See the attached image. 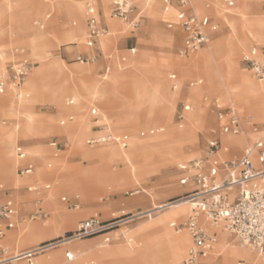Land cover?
Wrapping results in <instances>:
<instances>
[{"label":"rangeland","instance_id":"374dc122","mask_svg":"<svg viewBox=\"0 0 264 264\" xmlns=\"http://www.w3.org/2000/svg\"><path fill=\"white\" fill-rule=\"evenodd\" d=\"M26 1L27 4L18 3V11L13 18L2 4L4 1L0 2V80L8 79L7 65L21 56L35 64L21 86L10 85L5 94H0V98H8L5 105L0 104V185L6 190V195H11L15 200L19 210L15 219L16 228L8 231L1 242L0 259L10 257L6 259L9 260L22 250L50 244L56 246L41 254H52L60 249L58 247L70 242L81 243L92 239L89 242L93 245L95 238L97 246H83L73 252L64 248L58 264H103L100 261L110 260H114V264H161L159 248L165 251L164 248L168 247L169 234L189 236L187 230L180 225L188 217L190 205L184 207L187 210L183 220L175 222L171 217L179 208L170 209L167 205L184 200L181 196L190 190L184 183L180 167L204 156L209 142L220 136V124L216 111L211 106L212 102L218 100L222 107L233 104L244 114L252 115L259 124H262L264 115L262 108L258 113L257 104L259 103L260 108L263 101L261 98L257 100L239 95L235 83L223 81L220 75L209 80L203 68L189 66L191 73L183 74L179 69L167 68L163 64L170 59L191 60L200 53L215 50V41L217 43L218 39L229 38L234 33L231 23L243 0H235L232 9H227L224 0H214L216 6L213 1L196 0L200 18L206 13V1H209L207 5L210 8L216 7V13H209L205 21L207 26L215 21L219 27L212 35L208 47L189 54L184 51L185 35L182 28H168L166 24V19L174 18L177 14L174 8L168 12L161 9L160 17L151 20L147 17V8L143 4L145 2L133 0L132 15L138 17L140 14V24L133 29L129 22L116 18L107 20L102 3V23L109 27L107 23L111 21L121 25L122 29L119 37L110 44L109 40L113 36L110 27L104 37H89L85 24L84 0H41L32 4L33 0ZM248 3L251 8L250 16L264 17V0H250ZM74 5L77 8L70 14L69 7ZM162 6L161 3V8ZM222 15L230 18L226 20ZM80 21H83L85 32L76 42L83 44V49H79L74 42L69 44L62 37L75 27V22L79 24ZM243 34L246 44L235 57L236 64L238 66L239 61L241 71L251 81L264 84L252 75L243 62L244 55L253 44L264 43V30L261 37L256 31L251 33L245 30ZM33 40H37L34 45ZM131 49L135 51L132 52ZM79 56L84 62L78 61ZM123 58L125 61H122ZM54 62L62 69L40 73L39 69L43 65ZM135 65L145 70L160 69L165 82V106H158L162 102L150 101V93L146 87L136 91L137 83L150 85L152 80L134 71ZM78 66L83 67V70L75 72L73 68ZM107 68L110 69L109 72H106ZM172 74H176L179 81V88L176 90L172 88ZM56 87L62 90L68 88V91L56 99L53 96ZM178 93V97L171 99V96H177ZM134 98L137 99L135 109L141 113V120L151 115L150 119L145 123L117 125L119 120L133 117L126 114V103L133 102ZM71 100L74 101L72 105L69 104ZM246 100L247 104L244 102ZM184 103L191 105V111L186 113L184 119H179L178 113ZM95 108L100 111L101 117L98 120L92 114ZM200 110L203 112H200L202 122L197 127L194 122L195 114ZM165 111L171 114L168 121L161 120ZM31 116L34 117L30 123L33 131L23 133V124ZM189 118L194 126L192 134L167 135L169 130L176 132ZM11 132H16L15 139H11ZM107 133L113 134L117 142L94 147L87 145L89 138ZM257 136L254 129L249 127L246 135L239 137L243 142L236 154L240 156L246 145L254 142ZM222 139L224 141V137ZM230 141L231 139H226L224 142L231 146ZM121 142H125L126 146L123 147ZM107 148H110L109 154L100 160L84 156L87 150ZM174 149L183 150L185 154L179 158ZM20 152H25L34 163L33 178L16 176L15 179L6 181L3 176L9 160L15 154L18 160ZM223 157L228 155L223 154ZM48 163L50 168L46 167ZM43 169L47 171L44 178ZM32 184L37 186V192L26 189ZM63 198L68 201H63ZM4 199L5 193L0 191V203ZM51 202H55V206H51ZM161 206L164 208L148 216L147 213ZM38 211L47 216L36 217ZM58 212L62 223L74 224L60 228V225L53 223ZM89 218L105 222L109 226V234L84 239L72 238V233L80 223ZM174 223L177 227L172 226ZM208 228L213 231V227ZM108 236L111 237V242L104 243ZM217 237L219 242L221 237ZM69 239L71 241L67 242ZM150 241H154L158 248L147 251L146 246ZM228 241L229 249H245L258 261L251 263L240 258L231 264H264L262 253L243 246L230 235ZM190 245L191 243L185 249L184 256ZM119 248L123 250L120 252ZM94 250H99L98 254ZM69 252L75 254L73 261L66 257ZM212 252L202 264H216L213 263ZM216 256L224 257L221 252L216 253ZM36 258L35 263L41 264L42 257ZM184 258L180 261L170 260L167 264H182ZM23 262L25 261L21 260L10 264Z\"/></svg>","mask_w":264,"mask_h":264},{"label":"built area","instance_id":"2783aa9c","mask_svg":"<svg viewBox=\"0 0 264 264\" xmlns=\"http://www.w3.org/2000/svg\"><path fill=\"white\" fill-rule=\"evenodd\" d=\"M109 1L114 18L129 22L135 29L139 26L140 21L132 19L133 0ZM193 2L194 0H162L166 12L175 5L178 8L175 20L168 21L167 25L169 28L175 26L182 28L186 35L185 52L187 53L208 47L212 40L210 31L217 30L216 25L207 27V23L195 11ZM224 2L229 8L235 6V0H224ZM87 13L90 38L104 36L108 31L101 25L98 11L92 3H88ZM78 61L84 62V59L79 57ZM243 62L256 79L264 82V43L252 47L244 55ZM33 68L34 63L24 56L10 62L6 67L8 79L0 80V93H3L10 85L21 86ZM171 79L174 81L173 88L176 90L178 88L176 76H171ZM211 106L216 111V117L220 123V136L209 142L204 156L195 158L180 167L184 183L192 186L190 192L181 196V199H187L190 203V212L180 226L187 230L192 241L182 264H202L214 249L217 242L216 234L209 232L205 224L221 227L243 246L264 255V123L262 130L255 129V133L258 134L255 141L246 145L241 156H236L233 148L228 146L222 138L246 135L249 127L256 126L255 120L252 115L244 114L233 104L222 107L218 100H214ZM190 111L191 106L183 104L178 114L179 119H184L186 113ZM114 141H116L114 136L107 135L90 139L87 143L89 146H95ZM121 145L125 147L126 143L122 142ZM223 154H227L228 157H223ZM26 157L24 152L19 153L20 160H25ZM34 171V166L28 164L20 169V175L29 177L34 174ZM37 190V187H28L29 192ZM63 201H67V198ZM35 215L40 218L47 216L44 212H38ZM16 216L17 208L12 198L0 204V239L4 237L6 230L16 228ZM172 226L177 227L176 223ZM108 234L109 226L105 222L98 218H91L80 223L79 228L72 233V238L84 239ZM104 242L110 243L111 237H106ZM40 250L27 251L19 257L0 264H10L14 259L35 264L34 259ZM67 259L73 261V255L68 253Z\"/></svg>","mask_w":264,"mask_h":264},{"label":"bare ground","instance_id":"6f19581e","mask_svg":"<svg viewBox=\"0 0 264 264\" xmlns=\"http://www.w3.org/2000/svg\"><path fill=\"white\" fill-rule=\"evenodd\" d=\"M154 2H155L156 8L158 9V14L161 15V9L163 10V7L161 8V5L158 0H154ZM248 12L249 11L246 5V0H243L242 5L237 10V14L235 15L233 23H231L234 29V33L230 35L229 38H226V37L221 38L218 41V43L215 45V50L200 53L197 57L191 60H187L185 61V63L188 66H195L196 68L205 69L206 71L205 76H207L209 80H214L216 75H220L223 81H227L232 84L235 83V85L237 86L236 92H239L240 93L239 95L241 96L243 95L244 97L257 98V100L261 98L260 100H263V101H262L260 108H259V103L257 104L258 113H260L261 111L260 109L261 108L264 109V84H257L251 81L243 72L239 70L236 64V60H235V57L241 51V48L246 44V39H245V35L243 34V31L246 30L251 33L252 31H256L257 35H260L259 30H264V17L255 16L253 18H249ZM108 18L109 20H111L110 15H108ZM110 23H111V29L114 34L116 31L119 30L118 29L119 25L111 21ZM109 42L111 43V40H109ZM10 90L13 91L12 88H10ZM244 102L245 104L248 103L247 100ZM199 112L203 114L202 110H200ZM170 119H171V114H169V111H165L162 115L161 120L168 121ZM192 123L193 122H191L190 118L187 119V121H185L183 125L177 129V131L175 132V135H182V134L188 135V133L192 134L193 129H194V126ZM230 144H231L230 147H241L242 142L239 139H231ZM174 150H175L176 156H178L177 154H179L180 156L179 158H181L183 154H185L183 150H179V149H174ZM109 152H110V148L92 150V151L87 150L84 153V156L89 159L100 160L104 158L105 156H107ZM15 155L9 160L8 168L4 172L3 177L6 181L13 180L16 178V176H18L16 172L18 160L16 159ZM46 167L50 168L49 163L46 164ZM46 176H47V171L43 169V178ZM188 205H190V203L187 201V199L172 202L167 205V207H169L170 209L179 208L177 211L173 212V215H172L173 217H171L174 222L179 221L183 218L187 210L184 207L185 206L187 207ZM161 208H164V206L157 207V209H155L154 211L147 213L148 216H152L154 213L159 212ZM208 227L205 226V228L209 232H211L210 228ZM213 232H217L218 236L221 237L220 243L219 244L217 243V245H215V251L217 254L221 252L224 255L223 264H231L234 260H237L240 258L247 259V261H250L251 263L258 262L245 249H239L236 247H232L231 250H226V248L230 247V242L228 241L229 234L224 232L221 229V227H213ZM69 241H71V239H69L67 242ZM167 241H168L167 243L168 247L164 248L165 251L159 248V250H161V254H160L161 264H167V262H169L170 260L180 261L181 259H183L185 257L184 256L185 249L187 248L188 244L191 243L190 237L186 234L175 235L171 233L169 234ZM52 246H56V244H50L46 246L45 249L48 250ZM146 247H147V251L152 250L153 248H158V246H156L154 241L148 242ZM39 249L40 248L33 249V250H39ZM42 250H44V248H41L39 252H41ZM23 254L25 253L21 252L17 254L16 256H14L13 258L19 257ZM16 260L17 259L12 260V263L19 262Z\"/></svg>","mask_w":264,"mask_h":264},{"label":"crops","instance_id":"0c3cea01","mask_svg":"<svg viewBox=\"0 0 264 264\" xmlns=\"http://www.w3.org/2000/svg\"><path fill=\"white\" fill-rule=\"evenodd\" d=\"M4 1V2H3ZM41 0H37V1H35V0H33L32 2H31V4L32 3H34V2H40ZM107 0H84V3H85V24H86V28H87V32H88V34H89V28H88V18H89V16H88V13H87V5H88V3H92L95 7H96V9H97V11H98V14H99V19H100V22H101V25L104 27V28H106L107 30H109V27H110V29H111V23H110V21H108V25H109V27L108 26H105L103 23H102V19H101V13H102V10H103V6H102V3H104V8H105V12H106V18H107V20H109V18H108V15L110 14V17L111 18H114L113 16H112V14H111V5H110V1H108V3L106 2ZM145 3H143L144 5H145V7L147 8V17L149 18V19H151V20H156L157 18H159L160 17V15L158 14V9L156 8V6H155V2H154V0H143ZM161 1V2H160ZM195 1V5H194V2H193V5H194V8H195V11L197 12V4H196V0H194ZM209 1H213L214 2V4H215V6H216V1H214V0H209ZM209 1H206L205 2V8H206V13H205V15H204V17H201V19L203 20V21H205V20H207V18L209 17V13H216V7L214 8V9H212V8H210L208 5H207V3L209 2ZM250 0H246V5H247V8H248V16H249V18H253V16L252 17H250V12H251V8H250V5H249V2ZM259 2H262L263 0H258ZM0 2H3L2 4L3 5H5L6 6V8H7V13L9 14V15H11L12 16V18L14 17V15H16V13H17V11H18V9L16 8L17 7V5H18V3L19 4H21V3H23V4H27V1L26 0H0ZM159 3H160V5H161V3H162V0H159ZM163 4V3H162ZM249 5V6H248ZM226 6V5H225ZM163 7V6H162ZM227 7V6H226ZM72 8V9H71ZM76 6L74 5V6H70L69 7V13L71 14V11L73 10V9H75L76 10ZM134 8V7H133ZM227 9H232V8H229V7H227ZM173 10H176L177 12H178V8L176 7V5H175V7H174V9ZM109 11V12H108ZM228 11V10H227ZM163 12H164V7H163ZM7 14V15H8ZM198 14V13H197ZM177 15V14H176ZM176 15H175V17H176ZM199 15V14H198ZM222 16H224V18L227 20L228 18H230V16H225V15H222ZM175 17L174 18H168V19H166V24H167V22L168 21H172V20H175ZM200 17V16H199ZM132 19H137V20H139L140 21V14H139V16L138 17H134L133 15H132ZM206 22V21H205ZM83 24V21H80V23L79 24H77L76 22L74 23V26L75 27H73L68 33H66V34H64L62 37H63V39H65L66 41H69V44H72L73 42H74V44H78V42H76V41H78V39L80 38V37H82L83 36V34H84V32H85V27H83L84 26V24ZM212 25H216L217 26V30L216 31H210V35H211V39H212V35L214 34V33H216L217 31H218V27H219V24L217 23V22H215V21H212L211 22V24L209 25V26H207L208 28L210 27V26H212ZM132 26V25H131ZM168 26V25H167ZM133 27V26H132ZM121 28V25L119 26V30L118 31H116L114 34H113V36H112V38H111V43L110 44H112V43H114L115 42V40L119 37V35L121 34V32H122V29H120ZM169 28V27H168ZM133 29H135V28H133ZM259 34L260 35H258V36H260L261 37V34H262V32H263V30H259ZM183 33H184V31H183ZM109 34V33H108ZM184 35H185V33H184ZM106 36V35H105ZM90 37V36H89ZM104 37V36H103ZM100 38V37H99ZM185 38H186V35H185ZM93 39V38H92ZM94 39H98V38H94ZM218 41H219V39H218ZM37 42V40H33L32 41V44L34 45L35 43ZM218 43V42H217ZM216 43V41L213 43V45H216L217 44ZM256 45H262L261 43H255V44H253V46L252 47H254V46H256ZM78 48L79 49H83L84 48V46H83V44H78ZM131 51L133 52V51H135V49H131ZM184 51H185V41H184ZM1 52H2V49L0 48V56H1ZM189 54V53H188ZM79 57H81V56H79ZM78 57V58H79ZM122 61H125V59L123 58V60ZM35 65V64H34ZM164 65V67H167V68H177V69H179L183 74H190L191 73V71H190V67L185 63V60H174V59H170V60H167V61H165V63L163 64ZM247 66V65H246ZM238 68H239V70L241 71V69H240V66H239V61H238ZM247 68H248V66H247ZM54 69H57V70H59V69H62V67L61 66H59V65H57L55 62L54 63H52V64H49V65H43L39 70H40V73L41 72H44V71H47V72H51V71H53ZM249 69V68H248ZM73 70L75 71V72H80V71H82L83 70V67H81V66H78V67H74L73 68ZM250 70V69H249ZM110 71V69L109 68H107L106 69V72H109ZM134 71H136V72H138V74H140V76H147L149 79H151L152 80V82H151V84L150 85H147V84H144V85H142V84H138L137 83V85H135V88H136V91L138 92L140 89H143L144 87H146L147 88V90H149V93H150V101H153V102H155V101H158V102H162L161 103V105H158V106H165L166 105V101H167V98H163V96H164V92H165V82H164V80H163V78L161 77V75H160V69L159 70H156V69H147V70H145V69H140V68H138L137 67V65H135V69H134ZM242 72V71H241ZM250 72H251V70H250ZM252 73V72H251ZM176 76V83L178 84V88H179V81H178V78H177V75L176 74H172L171 76ZM253 75V74H252ZM33 76H34V74H33ZM171 76H170V79H171ZM171 81H172V88H173V83H174V81L171 79ZM177 88V89H178ZM8 89V88H7ZM7 89L3 92V93H0V94H5L6 92H7ZM174 89V88H173ZM55 93L53 94V96L56 98V99H59L61 96H62V94H64V92H66V91H68V88L67 89H60V88H55ZM178 95H180V93H178L177 94V96H176V94L175 95H173V96H171V99H174V98H176V97H178ZM158 99V100H157ZM7 101H8V98H4V97H1L0 98V104L1 105H5L6 103H7ZM157 102V103H158ZM74 103V101L73 100H71L70 102H69V104L70 105H72ZM136 103H137V99H133V102L132 101H130V102H128V103H126V108H127V111L128 112H126V114L128 115V116H133L132 118H126V119H124V120H119L118 121V124L117 125H121V126H123V125H130V124H139V123H145L147 120H149L150 119V117H151V115L149 116V117H147L145 120H141V118H140V112L138 111V110H136L135 109V105H136ZM184 104H187V103H184ZM190 105V104H189ZM157 106V107H158ZM191 106V105H190ZM92 114H93V116H94V119L96 120H98V119H100V117H101V115H100V111H99V109L98 108H95V109H93L92 110ZM98 114V115H97ZM179 114V113H178ZM158 117V116H157ZM201 117H202V115H201V113L198 111V112H196V114H195V125L198 127L199 126V124L202 122L201 121ZM33 118L34 117H32L31 116V118H28L27 119V121L23 124V133H29V132H31V131H33V127L31 126V124L30 123H32V121H33ZM159 118V117H158ZM219 122V121H218ZM263 123H264V116H263V122H262V124H259L258 122H256L255 121V124H256V126H253V127H250V128H252V129H254V131H255V129H257L258 131H260V130H262L263 129ZM220 124V123H219ZM61 125H64V122H61ZM146 131H149V130H146ZM63 132H64V129H63ZM174 133H175V131L174 130H169V133L167 134V135H174ZM9 134H11V139L13 138V139H15V137H16V132H11V133H9ZM107 135H112V136H114L113 134H111V133H107V134H104V135H99V136H93V137H91V138H89L88 140H90V139H93V138H100V137H104V136H107ZM150 135V134H149ZM151 136H154L153 134L151 135ZM115 137V136H114ZM116 138V137H115ZM226 139H240L239 137H237V138H235V137H224V141L226 140ZM88 140H87V142H88ZM242 140V139H241ZM115 142H117V138H116V141H114V142H107V143H115ZM243 142V141H242ZM122 143V142H121ZM125 143V142H124ZM226 143V142H225ZM87 145H88V143H87ZM99 145H102V144H99ZM89 146V145H88ZM95 146H98V145H95ZM229 146V145H228ZM90 147H94V146H90ZM233 148V152H234V155H236V156H239V155H237L236 153H237V151H238V149H239V147H232ZM237 148V149H236ZM235 149V150H234ZM244 151V150H243ZM25 153V152H24ZM26 154V153H25ZM242 154H243V152H242ZM241 154V155H242ZM240 155V156H241ZM28 164H32L33 166H34V168H35V165H34V163L32 162V161H30L29 159H28V157H26V159L25 160H20L19 159V155H18V165H17V175L18 176H20V177H22L21 175H20V169L22 168V167H24V166H26V165H28ZM22 178H24V179H26V178H33V175L32 176H29V177H22ZM187 186H189L190 187V190L188 191V192H190L191 190H192V186L190 185V184H186ZM30 186H34V187H37V186H35V185H28L27 187H26V189L28 190V187H30ZM0 191L1 192H3V193H5V199H4V201L6 200V199H8V198H12L11 197V195H6V190L3 188V186L2 185H0ZM38 191V190H37ZM36 191V192H37ZM188 192H185V194L186 193H188ZM136 193H139V191H137ZM13 199V198H12ZM64 199V198H63ZM14 200V199H13ZM3 201V202H4ZM68 201V200H67ZM66 201V202H67ZM2 202V203H3ZM14 202H15V200H14ZM1 204V203H0ZM15 204H16V202H15ZM51 206H55V202H51ZM16 208H17V215H18V212H19V210H18V207H17V204H16ZM38 212H41V211H38ZM37 212V213H38ZM189 212H190V209H189ZM188 212V213H189ZM17 217V216H16ZM185 218V217H184ZM16 219V218H15ZM89 219H91V218H89ZM87 220V219H86ZM183 220V219H182ZM84 221V220H83ZM53 223H56L57 225H60V228H62V227H64V226H66V225H73V224H64V223H62L61 222V215H60V213L58 212L57 213V215H56V218H55V221L53 222ZM222 229V228H221ZM13 230V229H12ZM223 230V229H222ZM8 231H11V230H6V232H5V235H4V237L2 238V239H0V246L2 247V245H1V242H2V240L6 237V235H7V232ZM76 231V230H75ZM74 231V232H75ZM210 231H211V233H215L216 234V237L218 236V233L217 232H213L212 231V229H210ZM224 231V230H223ZM225 232V231H224ZM190 237V236H189ZM191 239V238H190ZM90 240H92V239H89V240H85V241H83V242H81V243H76V242H70V243H67V244H64V245H62V246H60V247H58V248H60L58 251H56V252H54V253H52V254H41L42 252H46V246H48V245H46V246H43V247H37V248H44V250H42L41 252H39L38 253V256L37 257H42V260H40L41 261V264H58V260H59V256H60V253L63 251V249L64 248H69L70 250H71V252H73V251H77V250H80L83 246H87V247H92L93 245H95V246H97L96 245V240H95V238H93V242H94V244L92 245V243L91 242H89ZM217 241H218V238H217ZM105 243V242H104ZM217 243H220V239H219V242H216V244ZM191 244H192V241H191ZM191 246V245H190ZM230 247H228V248H226V250H231V249H229ZM33 249H35V248H33ZM33 249H29V250H22V252L23 253H26L27 251H30V250H33ZM39 249V250H40ZM123 249H121V248H119V251L121 252ZM18 251H20V250H18ZM18 251H15V252H18ZM95 251L96 250H94L93 252L95 253ZM247 251V250H246ZM71 252H69V253H71ZM97 252V251H96ZM98 252H99V250H98ZM98 252L96 253V254H98ZM249 252V251H248ZM94 253H92V254H94ZM213 263H215L216 262V264H223V258H222V256H216V251H215V249L213 250ZM250 253V252H249ZM67 254L68 253H66V257H67ZM72 255H73V258L75 259V254H73V253H71ZM251 254V253H250ZM1 253H0V257H1ZM89 255H91V253L89 254ZM7 258H10V257H7ZM7 258H3V259H0V263L1 262H4V260H6ZM185 258H186V256H185ZM184 258V259H185ZM35 259H37V258H35ZM34 259V260H35ZM38 259H40V258H38ZM25 261V260H24ZM100 262H103V264H114V260H110V261H108V262H105V261H100ZM24 263H26V264H28L26 261L25 262H23V263H21V264H24ZM34 263H35V261H34ZM212 263V262H211ZM240 263H242V262H240ZM36 264V263H35ZM133 264H138V263H133ZM239 264V263H238Z\"/></svg>","mask_w":264,"mask_h":264}]
</instances>
